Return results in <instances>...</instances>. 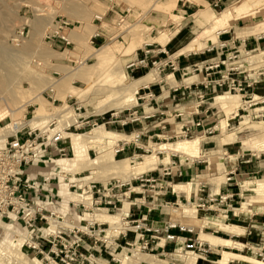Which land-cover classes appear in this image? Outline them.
<instances>
[{
    "label": "rangeland",
    "instance_id": "1",
    "mask_svg": "<svg viewBox=\"0 0 264 264\" xmlns=\"http://www.w3.org/2000/svg\"><path fill=\"white\" fill-rule=\"evenodd\" d=\"M99 1L101 2V0H0V147L4 145L7 136L10 135L8 130L9 125L14 121L24 123L30 122L32 124L31 127L29 126L30 128H39L42 131H46L48 137L58 134L63 138V134L59 132L60 128H65L64 131H66V128L75 124L77 118L80 116L83 118L91 116L88 119V121H90L89 125H85L84 129H74L71 127L67 131L68 133L87 135L90 133L89 135H92L93 133L104 134L106 131H115V127L112 125L104 127L106 129L103 127H91L90 125L94 121H98V126H101L102 117L105 118L109 113L120 112L123 108H132L135 106L136 101L132 103L133 94L135 100V89L132 87V74L129 72V69L127 70V65L133 61L135 55L140 52L141 49L149 48L145 47L149 44L155 42L159 47H164L169 36L175 33L168 29L169 27L166 23H177L178 25L184 26L183 36L185 38L182 46L193 41L194 45L189 46L188 44L181 49L182 51L180 50L183 54L189 52V50L186 51L188 48L196 47L195 50L198 48L196 52H200L203 48L211 47L212 44L217 46L219 35L214 42L211 39L216 31L222 30L223 28L218 22L213 27L208 22H211V20L223 21L227 19L229 11L233 12L235 10V16L228 21V25L225 27L226 29L231 21L236 19L238 15L247 14L243 19L246 21V24L251 26L260 24L261 27L258 31L261 35H264V0H225L224 4L219 2L216 7H209L210 11L205 13L200 12L195 14L199 11V8H194L184 16V19L176 16V4L178 0H113L116 1L118 7L121 9V15H116L108 21L102 20L101 23L94 20L96 16L103 17L102 9L99 8V5L102 3H99ZM183 1L185 0H181L180 2L182 3ZM194 1L199 2V0ZM102 8H105V6ZM159 12H165L168 15H162ZM154 14L160 15L158 19L161 21H166V17L169 18V21L165 22L164 26H161L160 23H157L152 19ZM59 19L67 20L73 24V27L67 32L69 36L68 39L73 43L70 47L64 48L59 43L44 40L45 33L52 30L55 26V21ZM99 24L106 29L107 33L104 34L107 38L103 42L95 43L93 48L90 44V38L100 32L98 26H96ZM206 30H209L211 35L207 34ZM232 51L235 50L230 49L227 53ZM259 51L264 53V49L247 54L244 52V55L242 54L240 58V53L235 52L230 56L232 57L233 55H236L237 57L235 59L227 60L226 64H237L246 70L259 68L261 72L264 73V60L260 63L245 60L247 57ZM222 60H225V58ZM243 62H248L249 65H245ZM151 69V64L147 62L145 66L146 73ZM49 88L53 89L52 96L54 95L53 97L59 100L56 101L54 105L49 103L51 102L50 100L49 102L47 101L46 93ZM224 92H226V89L218 91L216 94L212 95L230 94ZM251 93L252 92H248L246 96L240 100L242 103L238 108L242 107L234 117L232 116V109H220L214 106L212 111L215 115L213 116L212 124L209 125L208 133H200L203 136V140L201 143L199 142L200 145L191 151V153L186 152V154H184V156L187 155L192 160L194 158H200L201 153L209 152L206 156L214 160H209V163L212 164L211 168L213 169V172H211L213 173L212 177L219 178H213V180L208 181V188L211 189V187H213L215 189L216 187L215 191L217 193L219 185L223 187L225 181V177L218 173L220 170L219 168L221 167L219 161L222 154L214 152L215 150L220 149V144L225 142L235 143V145L245 153L254 151L255 154H259V151L262 152L260 144H264V89L261 88V86H258V89L254 90L253 94ZM254 94L261 97V102L256 101L251 104L245 103L243 105V101H251ZM212 95H210V97H213ZM213 101L214 100L212 99L207 100L210 104L213 103ZM75 102L77 104L73 107L79 106L81 108L80 111L73 110L72 105ZM193 104L195 105L196 102H193ZM192 108L194 107L192 106ZM51 117H55V123L48 128L49 123L53 121L49 119ZM214 126L217 128H214ZM133 127L138 128L140 126L134 125ZM125 131L126 134H129L127 128H125ZM196 137L199 138V135ZM190 138L191 136H188L187 138L173 136L172 139L154 138L151 140V143L152 145L167 142L174 143L173 147L170 148L171 152L182 155L176 152L178 148L177 143L179 145L178 141L185 139L189 142L195 140ZM83 139L84 138H81L80 140L84 142ZM145 139L147 140V137ZM64 141H67L66 144L69 146L68 138ZM106 142L98 141L97 143L105 144ZM94 144L90 145L94 146ZM99 144L91 149L93 151H90L89 149V155L91 158H95L107 148H111V144ZM145 144L146 142L142 145ZM155 147L158 146L155 145L154 148ZM117 148L118 147H116V149ZM149 150L150 149L146 150L145 147L137 152V154L140 155L138 159H136L137 156L131 157L129 155L136 160L131 161V166H135L136 163L141 165L143 160L146 161L147 159H142L143 157L141 158V155L150 154L147 152ZM200 150H202V152ZM66 154L67 155L63 158H70L72 156L70 146ZM122 157L123 156L120 154L116 156L114 155V158L117 160L123 159ZM213 157L217 158L213 159ZM57 158L61 157L59 155L53 157L54 160ZM164 158L165 160H163ZM180 159L183 160V158ZM160 161H162L167 167H170L171 165L170 162L165 163L168 161V156L166 154L162 153L158 155V158L156 156L155 168L159 167ZM52 162L50 166L53 168L54 166L52 165ZM27 167L28 165L25 166V168ZM127 168L128 171H130L128 166ZM86 170L89 172H85ZM55 171V173H58L59 169L56 167ZM69 172L70 175L65 174L68 179H71V176L78 179L85 176H95L93 178L94 180L88 179L84 180V182L95 181L106 184L108 182L113 183L117 180L119 181L118 184H123V191H126L129 187V182L133 180L131 179L129 182L122 180L123 182H121V179L119 178H111V174L107 171H97L96 173L95 170L91 169H71ZM78 173L81 174L77 175ZM90 173L93 174L91 175ZM136 176L137 175H135V177ZM186 181H188V179L185 178L184 182ZM32 182L33 181H30L29 183L32 184ZM49 182H51V187L53 188L51 192H49V184L47 185L46 190L44 189V183L41 181L38 183L37 187L41 190V194L45 192L51 198L52 196L55 198L60 197L57 191L59 181L53 179ZM131 183L133 187L130 190L131 192H140L143 193V195L148 194V196L145 195V205L139 204L140 202H143L142 199L134 201V198L141 197L143 196L142 194L133 195V193H131L130 198L124 199L132 209L135 207L140 208L139 211H136L138 214L145 212L147 210L146 207H156L158 209H163L162 212H166V210L167 212L169 211V213L171 212L169 219L176 217L177 219L175 220L180 221L182 224L187 225L191 220V223H189L190 225H188L189 227L194 225L197 226L195 221L197 217L204 220L205 216L211 218L213 215H207L208 212L205 213L201 210L196 211L194 208V200L189 203H185L183 200L180 203L182 205L179 204V206H173L170 209L164 208L162 207L163 202L159 203L158 201L159 196L152 197V194L147 192V187L135 189L139 186V183L133 181ZM72 184L79 185V183L77 184L74 182L70 185ZM187 188L191 187H188L187 185ZM235 188L237 194L232 199V202L233 208H236V210L235 212L233 211V214L235 215L236 212H241L235 216H239L242 220H247L245 219L246 217L257 218L259 216H264L259 214V209L264 208V174L258 173L241 177L237 180ZM68 189V191L77 193L73 197L75 202H81L82 189L76 190V187ZM142 189H145L146 191H142ZM31 191L32 190L29 191V195L27 196L29 199L33 196ZM220 195H223V193L211 196L216 199L215 202L204 203L203 201L202 203H204L205 207L211 204L212 208L215 210L219 208H228L231 203L230 200L221 203L219 199ZM131 202H135V204L130 205ZM76 203L74 204L77 205ZM90 204L91 197L86 204L83 203V206L80 205L79 208H76L75 214H68L65 213L66 209H62V203L59 199L57 205H49L50 209H47V212L61 209L59 213L62 214V216L64 215L62 222L65 226L63 227L66 228L65 232L70 238H72V240H74V233L78 230L79 232L83 231L89 235L88 227L90 226V231L92 232L91 235L93 236L87 237L86 235H83L81 239L85 242L92 241V245H94L95 242H97V244L102 243L107 245V251H102L101 254L103 259L109 261L110 264H122V261H124L123 264H144L138 262L142 260L148 264H194L196 257L190 252L184 253V251L179 249L181 246H176L174 250L173 245L170 252L166 254L167 256L159 254V251H140V254L135 255L134 250L130 252L126 249H121V247L125 248L124 241L121 239L120 235L124 231L121 226V219L118 218L117 223L113 225H111V222H115L117 218L107 221V224L94 222L93 214L97 213L100 206L97 209H94ZM186 204L190 205L187 206ZM123 205L124 203H117L114 208H112V211H99L102 212L99 215L101 216L104 212L110 215L118 214L121 212L120 209L123 208ZM91 209L96 211L92 212ZM155 212L158 213L159 211ZM85 213L87 214L82 217ZM45 215L49 217L48 213H45ZM79 216L83 219H80ZM10 217L12 219V216ZM18 217L19 218L16 220H0V264H18L17 260L13 258L11 252L5 250L14 239L16 242L21 243L20 250L24 252L26 256L29 254L27 256L28 258L36 259L39 264H47V262L43 260L42 255H35L31 249L23 246V244L28 243L27 239L31 243L29 236H32L33 239L36 240V232L30 233L29 229H25L20 219L21 214H19ZM131 218L133 217L127 218L126 220ZM49 221L52 223L51 219ZM230 222L233 224H240V222ZM43 224L44 221L38 226L41 229L40 231H42V228L45 229L43 232L51 230L49 227L52 225L54 227L55 225L54 223L50 226H44ZM129 226L132 227L133 225L129 224ZM206 226L210 225L206 223ZM197 227L199 228V226ZM99 231L101 233L97 235ZM194 232L195 235L193 237L195 238L197 236V230L195 229ZM204 232L212 234L211 229H206ZM236 232L237 231L231 233L237 234ZM262 232L263 235L260 237L262 243H264V228ZM15 233H18L19 237L27 239L22 243V239L16 237ZM214 235L226 239L228 238V236L223 233ZM108 236L110 237L108 238ZM114 239H116V242L113 243ZM133 239L134 236L128 231L126 241L132 243ZM118 240L121 241L119 242ZM115 243L119 244L121 247L116 248ZM30 245H32V243ZM221 249L238 253L234 250V247L231 249L218 247L223 263L226 262L227 257L224 256L225 252H221ZM78 250L83 252L80 248H78ZM108 253H111V256H109ZM220 255L219 258L217 256L218 259L215 262L220 259ZM240 255L249 258V260H244L240 257L238 260L232 259L235 261L233 264H255L254 261L257 260L249 254L246 255L243 253ZM236 261L238 262L236 263ZM204 264L207 263L205 262Z\"/></svg>",
    "mask_w": 264,
    "mask_h": 264
},
{
    "label": "crops",
    "instance_id": "2",
    "mask_svg": "<svg viewBox=\"0 0 264 264\" xmlns=\"http://www.w3.org/2000/svg\"><path fill=\"white\" fill-rule=\"evenodd\" d=\"M180 1L181 0H178L176 4V9H177L176 16L181 17L183 19L185 18L184 16L187 15L188 12L194 8H199L198 9L199 11H197L195 14H198L200 12L205 13L207 11H210L209 7L213 6V4L216 3L217 1L221 2V4H224L225 2V0H199V2H196L194 0H185L182 3ZM99 3H102L99 5V8L102 9L103 17H104V20L106 21L111 20V18H114L116 15L119 16L122 13L116 1L101 0V2L99 1ZM104 6L105 8H102ZM234 11L233 12L229 11L228 18L223 21L211 20V22H208L212 27L218 22V24L221 25L223 29L216 31L211 39L214 42V40L217 39V36L219 35L217 39L218 45L214 46V44H212L211 47L203 48L200 52H196L198 49L197 48L194 51H190L184 54L181 53L182 48H184L188 44L189 46L194 45V43L192 41L191 43H187L186 45L182 46L184 42V38H185L183 36L184 26L178 25L175 22H174L175 24L166 23V25L169 27V28L168 27L166 28H168L169 30L175 33L169 36V39L165 42L164 47H159V45L155 42L153 44H149L145 46L149 48L141 49L140 52H138L135 55V58L133 59V61L127 65V70L129 69V72L132 74L131 83H132V87L135 89L134 93L136 94V92L143 89L148 84L151 93H153L154 95V98L152 101L150 102L144 101L142 103H139L140 106L137 109L138 113L143 114V115L153 114V116L148 120L142 121L141 125L140 124H128L124 127H121L118 124H114L115 132L119 131L120 133L119 132L117 133L121 135V138L109 140L105 144L96 143L91 148H88L87 157L91 158L89 155V149L90 151H93L91 149L95 148L97 144L99 145L111 144V148H107L104 152L99 154L100 156L97 155L95 158H91V159H94V163L91 165L88 161L85 160V158L76 162L75 164L67 162L69 159L73 157V148L70 145L69 146L71 147V150H72V156L70 158L61 157L55 160L53 159V157L57 155L56 152H54L51 147H47L46 148L47 155L43 158L37 157L36 160H34L32 164L28 165V167L25 169L23 179H27L29 182L30 181L36 182L37 185L38 183H40V181L42 182L43 177L47 175L51 176V180L57 179V181H59V184L57 185V191L60 197L55 198L54 196H52L51 198L49 196V199L51 198L53 204L55 205L58 204V200L60 199L62 203V209H66L65 213L75 214L76 208L73 206V204L76 202L73 197L77 193L68 191L69 190L68 188L76 187V190L83 189V187L88 183V182H84V180L93 179L95 176H85L79 179L74 178V176H71L72 178L68 179V177L65 176V174L70 175L69 170L71 169H78V170L91 169V170H95L96 173L97 171H107L111 174V178L115 179L116 177V178L121 179L120 181L123 180L125 182H129L131 179H133V177H135V175H140L142 173L152 171V176L157 177L159 180V183L164 184V185L165 183H168L169 185L165 191L164 190L162 191L164 195H161L158 197L159 203L168 202L171 204H176V203L180 204L183 200L185 201V203L187 201L191 202L192 200H195L198 196L202 198L204 203H207L208 198H210L211 196L217 195L220 193H225L226 191L236 195L237 193L235 192L236 191L235 185L237 184V180H239V178L248 176V175H255L258 173L264 174V144L263 143L260 144V147H262L261 148L262 152L259 151L260 152L259 154H255L254 151H250V153L242 152L240 148L235 145V143H226V142L222 143L220 144L221 145L220 149L214 151L217 154L218 153L222 154L220 157V161H219V164L221 163V167L219 168L220 170L218 173L225 177L223 187L219 185V189L217 193L215 191L216 187L215 189L213 187H211V189L208 188V185H209L208 181L213 180V178L214 179L219 178V177H212L213 175V173H211L213 172V169L211 168L212 164L209 163V160H212V159L206 156L209 152L201 153V157L199 158L198 161H192L190 158L188 160L186 159L187 157H189L187 155L184 156V154L179 155V154L172 153L170 148L173 147L174 143H171V142L158 143V144H155L158 146L155 148H154L155 145H152L151 143V140L154 138L172 139L173 136L175 137L179 133V131L184 126V124L186 125V124L192 123L198 119H201L203 121V129L209 130V127H210L209 125L212 124L213 122L212 119H213V116L215 115V113L212 111L214 106L220 109H230V110L232 109L233 117L238 114L239 108L235 109L234 111L233 107L232 106L230 107V103L235 102L232 100H236L239 98L231 94H224L222 96L221 95L213 96L212 95L213 93L210 90L204 91L203 88L200 86L198 88V91L204 92L206 94V97L200 107H197V104L194 105L193 102L198 103L196 96H193V95L189 96L187 91H183V87L187 85L201 84L202 82L206 80L205 74L203 73V71L197 74L194 73L193 75L188 74L186 77L181 76L180 74L183 70L189 71V69H191V66L193 65H197L200 68L203 65L210 63L212 60H218V59L222 60L223 58H225V55L228 52V50L231 49L230 42L232 41H234V46L236 47L237 51L240 53L239 58L242 56V54L244 55V52L246 51L249 53L250 52L253 53L255 51L264 49V35H261V33L258 31L261 26L260 24L252 25V26L249 24H246V21H244L243 19H244V16H246L247 14L238 15L236 19L231 21L228 28L227 29L225 28L228 25V21L235 16ZM159 13L162 15L163 14L168 15L165 12H159ZM159 16L160 15L158 14H154L152 19L156 21L157 23H160L161 26H164L165 22L169 21V18L166 17V21H161L158 19ZM96 26H98V29L100 32H99V37L93 40V44H91L92 47L95 46V43L103 42L107 38L106 35L104 34V33H107L106 29L102 27L101 24L96 25ZM206 32L207 34H210L209 30H206ZM221 44L227 45L225 49H220ZM207 49H212V50L208 52ZM145 51H148V54L145 55L144 53ZM142 60H144L145 62H151L153 60H157L162 63L167 62L168 64H167V68H165L166 70L162 71L158 75L157 68L151 69L148 73H146L145 67H142ZM245 60L249 62L251 61L255 63H260L264 60V53L262 51H259L247 57ZM244 63L245 65L247 64L249 65L248 62H243V64ZM171 66L174 67L173 71H172ZM218 76H219L218 74L213 75L214 78ZM258 86H261V88L264 89V78L262 79V82ZM258 86L256 89H258ZM175 87L179 88V90L176 92H174ZM217 92L218 90L216 91V93ZM210 95H212L213 97H210ZM181 96H184V97H181ZM233 98H236V99H233ZM209 99L214 100L213 103L210 104L209 102H207V100ZM47 101L49 102V99ZM56 101H59V100L56 99ZM134 101H136V96L134 100V94H133L132 103H134ZM236 101H239L240 103H242L240 99ZM248 103L249 102H246V104ZM136 105H138V103L135 102V106ZM192 106L194 108H192ZM177 109L180 110L181 116L177 115V112H176ZM78 120L79 119H77V123L82 121V120H79V121ZM177 121H179L180 123ZM85 123L86 122L82 121V124H85ZM85 125H88V124H85ZM134 125H139L140 127L134 128L133 127ZM84 126L83 127L81 126V128L84 129ZM162 126H165L164 130H161ZM101 127L104 128L103 125H101ZM125 128H127V131L129 132V134H126ZM214 128H217V127L214 126ZM142 129L144 130V134L141 140H139L138 143L136 144L137 146H134L132 144L125 146L124 151L118 153L121 156H123L122 157L123 159H120V160L115 159L114 155H115L117 143L119 141H130L131 138L133 137V133L137 130H142ZM111 131L114 132V130H111ZM146 137H147V140L145 139ZM200 137H201L200 139V143H201V141L203 140V136L200 134ZM64 140L58 142L56 146L58 148H65L67 152V150L69 149V146L66 144L67 141H64ZM113 140H115V142ZM144 142H146V144L142 145ZM177 146H178V143H177ZM145 147H146V150L150 149L149 151H147L150 154L141 155V157H143L142 159H147V160L146 161L143 160L141 165L136 163L135 166H131V161L128 160L131 158L130 156L133 153L139 152L141 148L143 149ZM200 151L202 152V150ZM156 152H157V155H156ZM176 152L178 151L176 150ZM162 153L168 156V161H166L165 163L170 162L171 165L169 164L170 167H167L163 164L162 161H160L159 167L155 168L156 156L158 158V155ZM127 155L128 156L130 155V156L128 157ZM199 156H196V157H199ZM165 158L163 160H165ZM180 158H183V160H181ZM215 158L217 157H213V159ZM51 162L53 163L52 164L54 166L53 168L50 166ZM114 163H116L117 165ZM127 166L130 167V171H128ZM56 167L59 169L58 173H55ZM166 168H168L169 170L168 175H164V170H166ZM85 172H89V171L86 170ZM81 173H84V172H81ZM81 173H78L77 175H80ZM57 174L59 177L57 176ZM90 174L92 175L93 173H90ZM228 176L231 178V181L229 182L226 181ZM185 178L188 179V181L184 182ZM65 180H67L68 182ZM73 182L77 184L79 183V185H73V184L70 185ZM187 182H192V183H187ZM98 183L103 184L101 182H98ZM48 184L47 185L49 186V192H51V190H53V188L51 187L52 184L51 182H48ZM47 185L44 186L46 190H47L46 188ZM187 185L188 187H191V188H187ZM37 191L36 190L31 191V194H33V196L31 197V200L33 201L43 200L44 201L45 200L44 195L41 193H38ZM122 193H123L122 189L116 190L113 193V195L110 196L109 199L103 201L102 205L98 208L97 213L93 215L96 216L102 213L99 211H106V212H108L109 210L112 211L113 210L112 208H114L115 204L117 203H124L123 208L120 209L121 210L120 212L121 220L122 219L124 220V217L126 219L133 217L127 221H134V220H137L138 216L146 213L147 210L145 212H142L141 214H138L136 211L137 210L139 211L140 208L135 207L132 209L131 206H128V202L124 200L125 198L123 197ZM131 193H133V195L134 194L143 195V193H140V192H131ZM145 195L148 196V194H144L143 196ZM143 196L134 198V201L140 200ZM84 197H88L90 200L89 195H82L81 199H83ZM122 198L124 201L122 200ZM232 201H230L231 203L226 209L225 208H219L217 210L214 209L215 212L213 213H210L207 211L208 212L207 215L208 214H213V215L211 216V218L205 216L207 224H209L210 226H204V227H206V229L208 230L211 229L212 234L204 232L203 229L201 230L196 225L191 226V228H194L197 230L198 240H200L203 243L204 242L207 243L208 246L210 247V253L205 256L206 258L205 261L200 258H197L193 254L194 257H196L194 264H204L205 262L207 264H233L235 263V261L231 260L230 258H227L226 262L223 263L222 256L219 254V251H218V247L226 248V249L227 248L231 249L234 247V250L238 253H235L229 250H223V249H221V252L238 255L240 257H243L240 254H243V253L246 254V248H250V247L264 248V243H262V239L260 237L263 235L262 231L264 228V216H261V217L259 216L257 218L246 217L245 219L247 220H244V219L242 220L241 218H239V216H235L236 214L241 213V212H236L235 215L233 214V211L235 212L236 208H233ZM82 202L83 200H81V202L79 201V203H82ZM134 204L135 202L130 203V205H134ZM209 206L212 207L211 204ZM45 209L46 211H48L47 209H50V206L46 205ZM91 210L92 212L96 211L94 209H91ZM156 211H159V212L158 213L156 212L147 213V223L148 225H152L153 228L155 226L158 227L160 225V224L158 225V223L166 222L169 219V216L171 214V212L169 213V211L167 212V210L166 212H162L163 209L156 210ZM86 214L87 213L83 214L82 217H84V215ZM259 214L264 215L263 213H259ZM82 217L79 216L80 219H83ZM173 219L175 220L177 218L173 217ZM117 220L118 218L115 220V222L113 223L111 222V225L117 223ZM55 221L57 220L55 219ZM230 221L240 222V224H233ZM41 222L42 221H39V220L36 221L37 228H39L38 226H40ZM97 223L107 224L108 222L107 221H102V222L97 221ZM189 223H191V220L188 222L187 225L186 224L185 225L188 226L190 225ZM232 225H235L236 227L239 228V230L237 231V234L231 233L229 228H227ZM42 230H45V229L42 228ZM130 232L134 236L132 243H136L143 238L150 239V236H152V239L149 240L151 251H159V254L160 253H163L164 255L168 254L172 246L174 245L172 242L166 241L163 235V232H159L157 235H155L153 232L151 233H144V232L134 233L132 231ZM170 233H173L176 236H180V237L187 236L185 233H179L177 230H170ZM218 233H223L224 235H227L228 238L226 239L224 237L222 238L221 236L219 237V236L214 235ZM110 236H108V238ZM122 240L124 241L123 243L128 242L126 241V237L123 238ZM118 241L120 242L121 240H118ZM223 241H227V244H225ZM81 243H82V246L80 248L81 251H83L84 253L93 252V257L95 258V264H110L109 261H107L106 259H103L102 254H101L102 251L104 252L107 251L108 249L107 245H104L102 243L97 244V242H95L94 245H92V241L85 242L84 240H82ZM118 245L119 244L115 243L116 248L119 247ZM211 246H214L215 248ZM102 247H103V250H102ZM108 255L111 256V253H108ZM219 255H220V259L217 262H215L219 258ZM235 260H238V259H235ZM138 262L148 264L147 262H144V261H138ZM237 262L238 261H236V263Z\"/></svg>",
    "mask_w": 264,
    "mask_h": 264
},
{
    "label": "built area",
    "instance_id": "3",
    "mask_svg": "<svg viewBox=\"0 0 264 264\" xmlns=\"http://www.w3.org/2000/svg\"><path fill=\"white\" fill-rule=\"evenodd\" d=\"M219 1L213 4L214 7L218 5ZM95 21L101 23L102 20H104V17H95ZM73 27V24L68 22L67 20L59 19L55 21V26L52 28V30L47 31L44 36V40L49 42H55L62 45L64 48L72 46V42L67 37V32ZM99 37V33L95 34L90 38V44H93V40L95 38ZM231 44V50H235L232 52H229L225 55V60H212L210 63H207L203 65L202 67H198L197 65L191 66V69L189 71L183 70L180 74L181 76H187L188 74L193 75L194 73H200L203 71L205 74L206 80L202 82L201 84H193V85H187L183 87V91H187L189 96L193 95L197 98V107H200L203 101L205 100L206 94L204 92L198 91L199 86L203 88L204 91L210 90L213 94H216V91L223 89H226L227 93L238 95L241 97L246 96L248 92H252L253 94L254 90H256L257 86L262 82V79L264 78V73L261 72L259 68H254L251 70H246L242 68V66L237 64H230L227 65L226 61L235 59L237 56L231 54L237 53V49H235L234 41L230 42ZM227 45L221 44L220 49H225ZM212 49H207V51H211ZM145 55L148 54V51L144 52ZM249 53V52H245ZM236 62V61H235ZM151 64L152 69L157 68L158 75L165 70L167 67V62H160L157 60H153L151 62H148ZM147 62L142 60V67H145ZM172 71L174 70V67L171 66ZM259 69V70H258ZM218 74L219 76L214 78L213 75ZM211 77V78H210ZM179 88L175 87L174 92L178 91ZM53 89L49 88L46 93L47 99L51 101V103L54 105L56 99L52 96ZM225 93V92H224ZM136 101L138 105L132 107V108H123L115 113H109L105 118L102 117V125L104 127L106 126H115L114 124H118L121 127H124L128 124H142V121L150 119L153 114H139L138 113V107L140 106L139 103L142 102H150L153 100L154 95L151 93L150 88L148 84L135 94ZM216 96V95H215ZM184 97V96H181ZM68 104V101H67ZM77 104L76 102L73 103L72 107ZM74 111H80L81 108L79 106L73 107ZM177 115L181 116V112L179 109L176 110ZM91 116L87 118L78 117L77 119L82 120L83 122H86L85 124L89 125L88 119ZM25 118V116H24ZM82 121L77 123V120L75 124H72L71 126L66 128V131L69 130V128L73 127L74 129H79L81 126L83 127L85 124H82ZM55 121H51L49 123L48 128L53 125ZM98 125V121H94L90 126L96 127ZM54 129V128H53ZM52 129V130H53ZM165 126L161 127V130H164ZM208 129H203V121L201 119H198L192 123L184 124L182 129L179 131V133L176 136H180L183 138H187L188 136L197 135L200 133H208ZM144 130H137L133 133V137L130 141H119L117 143V151L115 152V155L123 152L125 149V146H128L130 144L137 146L139 140L143 137ZM175 136V137H176ZM194 137V136H193ZM65 138H61L58 134L54 136L48 137L46 134V131H42L39 128H30L29 126H23L19 129H16L15 132L7 136L5 143L2 147H0V220L2 219H8V220H16L18 219V215L21 214V221L25 229H29L30 233H35L36 240L33 239L32 236H29V239L33 243V245H30L29 243L23 244V246H26L28 249H31V251L36 255L40 254L42 255L43 260L47 262V264H95V258L93 257V253H83L78 250V248H81L82 246V236L86 235L87 237L93 236L91 235L90 226L88 227V233H85L83 231L79 230L74 233L73 238L69 237V235L65 232L66 228L63 224V217L62 214L59 212L60 209H57L53 212H47L45 207L46 205H54L52 202V199H49V196L47 193H43L45 200L41 201H33L29 199L27 196L29 195L30 190H38V185L36 182L29 183L27 179H23V175L25 172V166L32 164L34 160H36L37 157H45L46 154V148L51 147L54 152H56L57 155L60 157H65L66 149L65 148H58L56 144ZM142 149V148H141ZM140 149V150H141ZM137 156L136 159L140 157L139 154L133 153L131 157ZM187 160L189 157L186 158ZM199 158L192 159V161H198ZM168 168L164 170V175H168ZM231 176V175H230ZM51 180V176L47 175L43 177L42 183L46 186L48 182ZM138 182L139 186L137 188H144L147 187L148 193L152 194V197H158L161 195H164L162 193V190H166L168 188V183L161 184L159 183V180L157 177L152 176V171H148L145 173H142L140 175H137L131 182ZM227 182L231 181V178L228 176L226 179ZM129 182V187L126 189V191H123V197L129 198L131 194V188L132 183ZM119 181H115L113 183L108 182L106 184H99L95 181H89L81 190V193L88 192L91 197V207L94 209H97L99 206L102 205L103 201L110 198V196L113 195V193L116 190L122 189L123 184H118ZM171 188V187H170ZM45 189V188H44ZM142 191H146L145 189H142ZM38 193H41V190L37 191ZM36 192V193H37ZM198 196V195H197ZM233 193H229L226 191L223 193V195L219 196L220 202H226L227 200L232 201L234 198ZM143 202H140L139 204L145 205L144 202L146 200V197L143 196L141 198ZM140 199V200H141ZM137 201V200H135ZM215 198H208V202H215ZM203 200L200 196H198L194 200V208L196 211H203L205 213L208 212H215V210L207 206L205 207L204 203H202ZM186 203H189L187 201ZM83 206V204H73L75 208H79ZM193 205V204H191ZM147 206V205H146ZM173 206H179L178 203L171 204L168 202H163L162 207L170 209ZM147 213L155 212L156 210H160L158 208H152V207H146ZM160 208V206H159ZM45 213L49 214V217L45 215ZM147 213L144 215L138 216L137 220L134 221H127L124 217L123 222L126 224V228L120 235L121 238H125L128 231H132L134 233L144 232V233H151L153 232L155 235H157L159 232H163V235L167 242H172L174 244V250L176 246H181L179 248L180 250L185 252L193 253L197 258H200L202 260H206L205 256L210 253V247L207 243H203L198 240V235L194 238L195 235L194 228H190L189 226H186L185 224H182L180 221H176L174 219H168L164 223H158V227H154L152 225H148L147 223ZM12 216V219L11 217ZM54 217V218H52ZM51 219L52 223H54L55 227L52 230H47L46 232H43L44 230L40 231V228L36 227V221H44L43 225L50 226L51 222L48 220ZM55 219L57 221H55ZM129 224H132L133 226L130 227ZM93 227V226H92ZM130 228V229H129ZM170 230H177L179 233H185L187 236H176L173 233H170ZM206 230V227L203 228V231ZM70 231V230H69ZM73 232V231H72ZM43 233V234H42ZM71 233V232H69ZM79 233V234H78ZM101 232L99 231L97 235H99ZM95 239V238H94ZM117 239V238H116ZM116 239L113 240V243L116 242ZM150 239H152V236H150ZM148 238H143L140 241L136 243L131 242H125L124 246L125 248L121 247V249H126L127 251H132L134 249H138L141 252H150L151 246L149 244ZM71 242H70V241ZM130 248V249H129ZM163 254V253H160ZM251 255V257H254L257 260H260L261 262H264V248L262 247H250L246 248V255ZM29 254H27L28 256ZM166 255V254H165ZM167 256V255H166ZM42 260V262H43Z\"/></svg>",
    "mask_w": 264,
    "mask_h": 264
},
{
    "label": "bare ground",
    "instance_id": "4",
    "mask_svg": "<svg viewBox=\"0 0 264 264\" xmlns=\"http://www.w3.org/2000/svg\"><path fill=\"white\" fill-rule=\"evenodd\" d=\"M67 37H69L68 36V34H67ZM196 48V47H195ZM195 48H188V49H186V51L187 50H189V52L190 51H194L195 50ZM185 53H187V52H185ZM247 54V53H246ZM156 71V70H155ZM157 72V71H156ZM127 78V77H126ZM126 85V84H125ZM233 95V94H232ZM222 96V95H221ZM234 96H236V97H239L240 98V100H241V97L240 96H238V95H234ZM256 101H260L261 102V97H258V96H256V95H253V99L251 100V101H243V105L246 103V102H249V104H251V103H253V102H256ZM136 103H137V101H136ZM241 105V103L239 102V101H235V102H232V103H230V107L232 106L233 107V109H234V111H235V109H237L239 106ZM242 107V106H241ZM240 107V108H241ZM239 108V109H240ZM235 115V114H234ZM50 120H55V117H51V118H49ZM31 123L30 122H26V123H24V122H18V121H14V122H12L10 125H9V133L10 134H12L13 132H15L16 131V129H19V128H21V127H23V126H30L31 127ZM96 127H98V128H100L101 126H96ZM7 128V127H6ZM64 129L65 128H60V131L59 132H61L62 134H63V138H68V141H69V145L73 148V157L71 158V159H69L67 162H69V163H76V162H78V161H80V160H82L83 158H85V160L86 161H88L89 163H90V165L91 164H93L94 163V159H91V158H89V157H87L88 155H87V149L88 148H91L92 146V144H94V143H97L98 141H100V142H106V141H109V140H112V139H117V138H121V135H119L117 132H110V131H106L104 134H99V133H93L92 135H87V134H72V133H68L67 131H64ZM197 135H199V138H197L196 136ZM196 136H194V137H192L193 138V140L194 141H191V142H189L187 139H185V140H181L180 142H179V145H178V148H177V151L178 152H180L181 154H186V152H190L191 153V151H193L195 148H197L200 144H199V142H200V139H201V137H200V134H197ZM1 136V135H0ZM6 136V135H5ZM196 137V138H195ZM81 138H84L83 140H84V142H82L80 139ZM192 138H190V139H192ZM81 141V143H80V141ZM114 142H115V140H113ZM112 141V142H113ZM91 144V145H90ZM95 145V144H94ZM117 150V149H116ZM116 150H115V152H116ZM114 154V153H113ZM100 156V155H99ZM98 158H100V157H98ZM142 158V157H141ZM128 159V158H127ZM195 159V158H194ZM129 161H136V160H134L133 158H130V159H128ZM119 163H120V161H119ZM114 164H116V163H114ZM122 164V163H121ZM117 165V164H116ZM97 166V165H96ZM124 167V166H123ZM130 168V167H129ZM122 182V181H121ZM72 194V193H71ZM82 195H89L90 196V194L88 193V192H83L82 193ZM88 197H86V198H83L82 200H83V202L86 204L87 203V201H88ZM77 204V203H76ZM187 206L188 205H190V204H186ZM259 213H263L264 214V208L263 209H259ZM92 217V216H91ZM90 217V218H91ZM114 218H120V213H118V214H115V215H110V214H106V213H104V214H102L101 216L100 215H96V216H94V218H93V220L94 221H99V222H102V221H109V220H113ZM48 220H50V219H48ZM122 221V227H123V230H125L126 228H128V227H126V224L123 222V219L121 220ZM195 221H196V224H197V226H199V228L202 230L203 229V227L204 226H206V223H207V221H206V219H200V218H196L195 219ZM208 223H209V221H208ZM51 225H52V223H51ZM55 227V226H54ZM54 227H53V225L52 226H50L49 227V229H54ZM191 228V227H190ZM227 228H229V230H230V232H235V231H238L239 230V228L238 227H236L235 225H232V226H229V227H227ZM130 229V228H129ZM225 231V230H224ZM237 233V232H236ZM15 235H16V237H19V234L17 233H15ZM20 239H22V243L25 241V239H27V238H21V237H19ZM200 241V240H199ZM27 242L29 243V244H31L30 242H29V240L27 239ZM225 244H227V241H223ZM20 242H16L15 241V239L11 242V244H9V246L7 247V248H5V250L6 251H8V252H11V254L13 255V258L14 259H16L17 260V263L18 264H39V262L36 260V259H30V258H28L25 254H24V252H22L21 250H20ZM32 245H33V243H32ZM211 247H214V246H211ZM4 250V251H5ZM134 251H135V255L136 254H140V251L136 248V249H134ZM193 254V253H192ZM224 256H226L227 258H230L231 260L233 259V260H235V259H239L240 258V256H238V255H234V254H229V253H225V255ZM138 257V256H137ZM155 257V256H154ZM139 259V258H138ZM242 259H244V260H249V258H247V257H242ZM143 261V260H142ZM255 262V264H264V262H261L260 260H256V261H254ZM124 263V261H122V264Z\"/></svg>",
    "mask_w": 264,
    "mask_h": 264
}]
</instances>
